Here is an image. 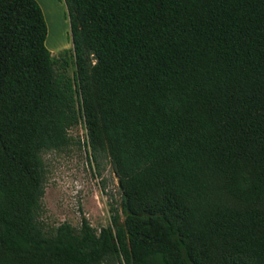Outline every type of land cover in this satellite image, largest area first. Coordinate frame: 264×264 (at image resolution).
<instances>
[{"label": "trees", "instance_id": "1", "mask_svg": "<svg viewBox=\"0 0 264 264\" xmlns=\"http://www.w3.org/2000/svg\"><path fill=\"white\" fill-rule=\"evenodd\" d=\"M0 0V264H264V0ZM106 155L110 222L41 220L44 154Z\"/></svg>", "mask_w": 264, "mask_h": 264}, {"label": "rangeland", "instance_id": "2", "mask_svg": "<svg viewBox=\"0 0 264 264\" xmlns=\"http://www.w3.org/2000/svg\"><path fill=\"white\" fill-rule=\"evenodd\" d=\"M36 1L47 26L46 47L53 53L71 47L64 0ZM69 133L73 140L69 146L43 156L46 180L40 218L48 226L68 222L78 228L81 217L85 216L98 229L110 222V204L120 201L118 179L106 155L98 161L91 156L89 146L84 144L83 122Z\"/></svg>", "mask_w": 264, "mask_h": 264}]
</instances>
